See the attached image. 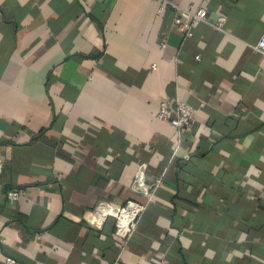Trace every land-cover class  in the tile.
I'll use <instances>...</instances> for the list:
<instances>
[{
  "label": "crops",
  "instance_id": "1",
  "mask_svg": "<svg viewBox=\"0 0 264 264\" xmlns=\"http://www.w3.org/2000/svg\"><path fill=\"white\" fill-rule=\"evenodd\" d=\"M203 1L0 0V264H264V0Z\"/></svg>",
  "mask_w": 264,
  "mask_h": 264
},
{
  "label": "built area",
  "instance_id": "2",
  "mask_svg": "<svg viewBox=\"0 0 264 264\" xmlns=\"http://www.w3.org/2000/svg\"><path fill=\"white\" fill-rule=\"evenodd\" d=\"M206 0L202 5L196 9L180 8L172 3L164 4L159 7V12L162 13L166 7L175 11L174 25L179 34L188 37L192 29L201 23H208L209 17L204 7ZM162 47L164 45L162 44ZM257 50L264 53V33L261 35L257 46ZM194 110L188 104L176 101L174 106H171L167 100L159 102L155 119L165 122L177 131L188 130L193 123ZM1 169V165H0ZM134 192H140L148 200L152 197L150 186L145 183L143 169H139L135 174V178L131 185ZM20 195L19 191L10 192L7 198L10 200H17ZM145 206L134 201H127L122 206L110 205L106 202L100 201L93 210V216L99 220H105L110 217L115 220V233L120 238H126L133 230L137 218L143 212ZM4 264H17L15 260L6 258Z\"/></svg>",
  "mask_w": 264,
  "mask_h": 264
}]
</instances>
